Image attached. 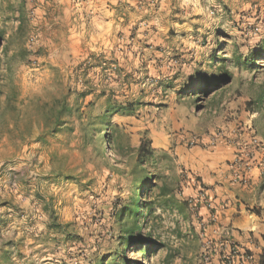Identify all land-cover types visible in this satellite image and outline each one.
<instances>
[{"label": "rangeland", "instance_id": "rangeland-1", "mask_svg": "<svg viewBox=\"0 0 264 264\" xmlns=\"http://www.w3.org/2000/svg\"><path fill=\"white\" fill-rule=\"evenodd\" d=\"M89 1L0 0V264H211L175 149H264V0H172L150 38L122 1L102 51L81 42Z\"/></svg>", "mask_w": 264, "mask_h": 264}, {"label": "crops", "instance_id": "crops-1", "mask_svg": "<svg viewBox=\"0 0 264 264\" xmlns=\"http://www.w3.org/2000/svg\"><path fill=\"white\" fill-rule=\"evenodd\" d=\"M122 1L135 8L148 7L149 16L130 12L131 27L146 26L148 38L164 35V7L172 0H93L84 4L86 18L78 24L87 50L114 46L122 26ZM227 138V143L212 149H175L187 177L180 196L198 204L196 216L216 245L211 264H223L219 253L231 258L232 264H260L264 259V149L247 148L242 136L236 146L231 141L238 138L232 133Z\"/></svg>", "mask_w": 264, "mask_h": 264}, {"label": "trees", "instance_id": "trees-1", "mask_svg": "<svg viewBox=\"0 0 264 264\" xmlns=\"http://www.w3.org/2000/svg\"><path fill=\"white\" fill-rule=\"evenodd\" d=\"M151 152H152L151 149H145V145L142 144L138 149V159L139 160L146 159V157H149ZM167 196L168 195L166 194V192H164V197ZM169 200L170 201H165V203L170 206L171 211L177 212L179 215H182L184 212L182 209V205H185L186 203H178L177 201H175L174 198H171ZM133 203H134L133 205L128 207L129 208L128 211L125 210L123 212L124 221L125 223H127L126 225H124V227H125V236H126L125 239L127 240L128 244H131L133 241L144 242V240L141 239L139 234L142 230L141 227L139 226V219L143 215L142 208L144 207H141V203L139 200H136ZM145 208L148 207L145 206ZM137 232H138L137 236L139 237H135V234H137ZM260 264H264V259H262Z\"/></svg>", "mask_w": 264, "mask_h": 264}, {"label": "built area", "instance_id": "built-area-1", "mask_svg": "<svg viewBox=\"0 0 264 264\" xmlns=\"http://www.w3.org/2000/svg\"><path fill=\"white\" fill-rule=\"evenodd\" d=\"M235 249L234 248H232V251L231 252H234L233 254H235ZM226 260L228 261V264H232V259L231 258H226Z\"/></svg>", "mask_w": 264, "mask_h": 264}]
</instances>
